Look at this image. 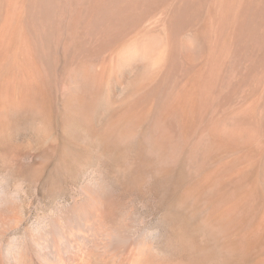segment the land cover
<instances>
[{"label": "rangeland", "instance_id": "obj_1", "mask_svg": "<svg viewBox=\"0 0 264 264\" xmlns=\"http://www.w3.org/2000/svg\"><path fill=\"white\" fill-rule=\"evenodd\" d=\"M165 2L0 0V143L34 162L39 186L65 165L168 174L192 198L194 264H264V12L206 44L198 20L169 27ZM114 135L137 149L112 162Z\"/></svg>", "mask_w": 264, "mask_h": 264}, {"label": "bare ground", "instance_id": "obj_2", "mask_svg": "<svg viewBox=\"0 0 264 264\" xmlns=\"http://www.w3.org/2000/svg\"><path fill=\"white\" fill-rule=\"evenodd\" d=\"M261 1L263 0H198L196 3L195 0H177L172 5L169 27L176 25L177 28L178 23L181 28L178 27L177 30H183L192 20V25L198 20V23L195 22L197 25L190 24L192 34L197 38L195 40L198 41L200 37L202 40L204 37L208 38L206 41L214 40L216 44L220 39L226 42L232 31L237 32L249 20H254L253 13L259 10L264 12ZM105 20L103 19L104 24ZM252 21L246 25L248 30L252 23L255 27V22ZM252 31L249 32L252 38L258 37ZM215 53L217 54L213 51L209 53L211 60ZM190 62L191 66L192 61ZM193 65L194 71L196 67ZM192 69L186 73L194 74ZM190 83L193 86L195 82ZM200 86L196 88L200 89ZM85 93L82 102L86 101L87 93L89 94ZM117 142L115 135L102 140L103 146H109L115 152L114 157H111L112 162L120 160L119 153L132 147L137 149V144L120 147L116 145ZM5 143H0V264H194L195 254L198 255L194 235V205L186 188L172 176L166 174L162 177L155 170L141 167L89 170L87 167L72 168L65 165L49 171L44 183L39 186L36 180L41 172L34 169V162L19 155L14 147ZM91 172L101 175L103 181L83 186L82 190L88 196L82 198L80 190L76 189L83 177Z\"/></svg>", "mask_w": 264, "mask_h": 264}]
</instances>
